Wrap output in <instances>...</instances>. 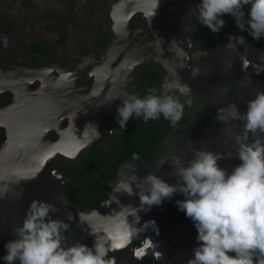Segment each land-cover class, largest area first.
Returning <instances> with one entry per match:
<instances>
[{
  "label": "water",
  "instance_id": "95a60500",
  "mask_svg": "<svg viewBox=\"0 0 264 264\" xmlns=\"http://www.w3.org/2000/svg\"><path fill=\"white\" fill-rule=\"evenodd\" d=\"M174 1L158 0L156 8L154 0H117L111 5L109 16L116 37L98 57H93L91 66L84 61L81 64L84 72H97L96 79L103 80L104 84L98 89L97 82L83 103L75 100L71 103L65 87L68 84L65 75H51L56 62L49 66L31 65L24 73L16 71L12 65L0 67L3 83L15 93L10 107L15 104L12 125L17 129L9 134L0 170V264H5L2 259L6 255L4 245L17 238L14 229L22 224L34 200L54 204L59 209L51 215L53 219L69 223V231L64 233L65 243L69 246L82 243L92 247L95 238L89 234L90 226L97 230H108L110 221L92 213L96 210L105 216L120 210L115 202L110 207L104 206L110 202L112 192L91 208L84 209L77 205L66 193L71 176L58 172L55 153L67 159H76L84 149L95 147L99 141L111 136L114 128L119 126L116 100L126 96L125 89L133 83L138 67L160 65L167 71L163 58L177 48L178 39L175 32L168 36L160 33L166 27L164 24L174 22L164 15L162 5ZM136 13L146 15L152 22L149 24L154 38L146 29L133 28L132 16ZM34 80L40 82L37 89L32 87ZM168 93L174 94L172 91ZM94 95L98 97L92 99ZM190 101L180 100L181 103ZM65 117L68 118L66 126L63 123ZM181 127L176 126L166 136L165 149L157 158L121 163L115 173L114 185L118 179H127L132 174L142 179L149 173L174 184L175 177L168 175L172 171L173 157L186 163L193 156L191 147L205 149L207 145V141L196 131L174 138L172 134ZM51 129L59 133L57 141L50 138ZM144 187L147 188L146 185ZM117 195L123 205L138 206L140 203L138 195ZM183 199V195L177 193L170 199L162 200L160 205L140 212V224L154 220L159 234L149 228L128 248L110 251L108 259L113 260L114 264H148L146 259L137 260L135 257L144 238L148 237L158 245L156 250H148L153 264H187L198 242L193 222L176 205V201ZM69 214L73 217L71 221L67 219ZM154 251L162 253V258L157 260Z\"/></svg>",
  "mask_w": 264,
  "mask_h": 264
},
{
  "label": "clouds",
  "instance_id": "9594fccd",
  "mask_svg": "<svg viewBox=\"0 0 264 264\" xmlns=\"http://www.w3.org/2000/svg\"><path fill=\"white\" fill-rule=\"evenodd\" d=\"M154 5L156 8L158 0H154ZM248 5L250 8L245 12ZM190 13L213 34L225 27L222 17L229 15L240 32H246L254 41L264 38V0H201ZM4 43L6 47V38ZM177 87L182 95L191 93L187 85ZM155 92V88H150L144 98L135 94L125 97L122 106L117 107L121 129L134 116L147 122L162 115L173 126L179 123L184 105L178 98L166 93L155 95ZM243 121L244 132L236 137L235 155L240 163L231 172L218 163L225 159L223 154L191 147L193 156L186 163L173 157L168 175L175 177L174 184L152 173L142 179L135 174L118 179L112 187L110 202L104 206L110 207L115 202L120 210L105 216L93 211L92 215L107 219L110 224L107 231L89 227V234L95 238L92 247L82 243L67 245L64 233L69 231V223L51 215L59 209L54 204L34 200L22 224L14 229L17 238L4 245L3 261L5 264L17 261L19 264H114L108 259L110 251L128 248L149 228L159 234L154 220L140 224L139 213L179 193L184 199L176 201L178 210L184 212L197 231L198 246L187 264H264V91L249 100ZM249 134L257 138L250 141ZM233 155L229 153L227 158ZM132 159L139 160V154L133 153ZM117 194L138 195L140 203L123 205ZM67 219L71 221L72 215ZM157 247L145 237L135 253L136 259L143 260L148 250ZM153 254L157 260L162 258L158 251Z\"/></svg>",
  "mask_w": 264,
  "mask_h": 264
},
{
  "label": "flooded vegetation",
  "instance_id": "af4514ba",
  "mask_svg": "<svg viewBox=\"0 0 264 264\" xmlns=\"http://www.w3.org/2000/svg\"><path fill=\"white\" fill-rule=\"evenodd\" d=\"M116 1L107 0L109 8L105 25L101 24L97 33L92 35L86 43L81 42L75 45L70 44L66 30L62 28L63 23L54 21L56 13H41L38 18L43 23L42 30L45 37L23 41L22 45L17 37H13V46L9 52L0 53V67L12 65L16 67V71L24 73L31 65L49 66L56 62L57 66L52 70L51 75L55 77H59L60 74L65 75L68 81L65 87L72 100L71 103L74 100L77 103H83V99L85 96L88 97L90 90L96 86L97 82H99L98 89H101L104 84L103 80L96 79L97 72H84L81 64L84 61L86 65L91 66L94 62L93 57H98L111 39L116 37L112 30L113 21L109 16L111 5ZM200 2L201 0H176L163 3L164 15L176 24L174 22L171 25L164 24L166 27L160 33L168 36L175 32L178 46L163 58L167 71L160 65L146 64L143 66H153L158 69V89L161 94L166 93L179 100L191 99L188 103H182L184 105L183 117L176 125L182 127L172 136L180 138L196 131L207 141L205 149L225 156V159L218 163L231 172L232 168L240 163L235 155L238 147L236 137L244 132L243 114L246 112L247 104L249 100L255 98L258 92L264 91V71H261L264 69V38L254 41L246 32H240L229 15L222 17L226 22L225 27L218 34H213L196 20L193 13H190V9ZM248 8L250 5L245 6V12ZM2 17L4 14L0 10V28H4L5 25ZM149 22L152 23L142 13L132 16L133 28L146 29L154 38ZM23 31V34H28L26 29ZM39 42L43 47H49V50L43 47L39 50L32 49L33 45ZM74 62H77L80 67L74 65ZM143 66L136 69L133 83L125 89L126 96L131 93L137 75ZM258 71L259 75L256 74ZM66 72H68L67 76ZM193 73H195V78H193ZM166 76L168 78L165 79ZM0 79V170H2L4 148L8 143L9 134L15 131L16 127L12 125L14 124L15 104L10 107L15 93L3 83L4 78L2 79L1 75ZM177 85H187L191 93L182 95ZM32 87L39 88L40 82L34 80ZM97 97L94 95L92 99ZM125 97L116 100L117 107L122 106ZM237 115L240 118H236ZM63 123L65 126L68 125L67 117L63 119ZM176 126L169 128L163 135L164 148L157 157L165 149L166 136ZM119 127L114 128L111 136L99 141L95 147L106 149L108 141L114 139ZM49 134L53 141L59 139V133L56 130L51 129ZM256 138L249 134L250 141ZM88 149L90 148L84 149L76 159H67L60 153H55L58 172L71 176L73 162ZM229 153H234L232 158H227ZM144 259L148 264H153L149 253Z\"/></svg>",
  "mask_w": 264,
  "mask_h": 264
},
{
  "label": "trees",
  "instance_id": "16d2710c",
  "mask_svg": "<svg viewBox=\"0 0 264 264\" xmlns=\"http://www.w3.org/2000/svg\"><path fill=\"white\" fill-rule=\"evenodd\" d=\"M33 46L35 50L43 47L41 42ZM43 48L49 50V47ZM158 80V69L143 66L130 94L144 98L150 88H155L154 94L161 95ZM172 126L162 115L157 120L147 122L142 117L131 118L126 128L119 127L106 149L90 148L73 162L71 181L66 189L68 197L84 209L97 205L112 192L119 165L126 160L147 161L156 158L164 148L163 135ZM133 153L139 154L140 159L133 160Z\"/></svg>",
  "mask_w": 264,
  "mask_h": 264
},
{
  "label": "rangeland",
  "instance_id": "374dc122",
  "mask_svg": "<svg viewBox=\"0 0 264 264\" xmlns=\"http://www.w3.org/2000/svg\"><path fill=\"white\" fill-rule=\"evenodd\" d=\"M108 8L107 0H0L5 21L4 28H0V53L9 52L13 37L21 45L23 41L45 37L38 18L43 12L56 13L54 21L63 23L71 45L86 43L101 24L105 25ZM25 29L28 34L22 33Z\"/></svg>",
  "mask_w": 264,
  "mask_h": 264
}]
</instances>
